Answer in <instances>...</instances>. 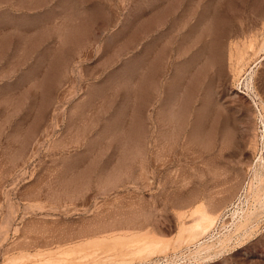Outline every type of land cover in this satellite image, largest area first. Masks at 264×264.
<instances>
[{
  "label": "rangeland",
  "instance_id": "obj_1",
  "mask_svg": "<svg viewBox=\"0 0 264 264\" xmlns=\"http://www.w3.org/2000/svg\"><path fill=\"white\" fill-rule=\"evenodd\" d=\"M0 264H264V0H0Z\"/></svg>",
  "mask_w": 264,
  "mask_h": 264
},
{
  "label": "bare ground",
  "instance_id": "obj_2",
  "mask_svg": "<svg viewBox=\"0 0 264 264\" xmlns=\"http://www.w3.org/2000/svg\"><path fill=\"white\" fill-rule=\"evenodd\" d=\"M208 213L209 212H207V211H202L201 217L199 216L200 220H203V221L207 222V224H208V227L205 228L204 232H206L209 228H211L215 224V220H216L214 218L208 217ZM199 227H201V226H199ZM196 228H198V227H196Z\"/></svg>",
  "mask_w": 264,
  "mask_h": 264
}]
</instances>
